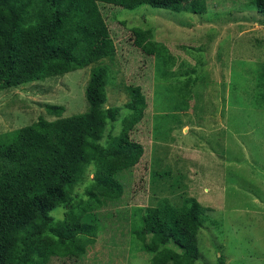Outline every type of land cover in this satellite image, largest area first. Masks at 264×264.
Instances as JSON below:
<instances>
[{"label":"rangeland","instance_id":"obj_1","mask_svg":"<svg viewBox=\"0 0 264 264\" xmlns=\"http://www.w3.org/2000/svg\"><path fill=\"white\" fill-rule=\"evenodd\" d=\"M206 1L203 15L143 6L120 9L111 24L118 53L103 61L111 71L106 107H120V116L107 134L119 135L126 118L135 116L126 86L137 78L147 107L134 136L145 155L121 206L95 212L101 231L88 254L50 264H152V255L136 248L128 216L133 203H150L151 170L160 187L174 192L175 204L194 197L206 209L196 264H264V15L254 0ZM133 28L153 30V40L175 59L173 73L186 66H197V73L178 75L179 81L162 77L156 59L146 62L133 45ZM90 68L0 92L1 133L42 116L59 118L48 105L64 106L65 118L86 113ZM85 189L76 193L84 197ZM64 212L52 214L65 219Z\"/></svg>","mask_w":264,"mask_h":264},{"label":"trees","instance_id":"obj_2","mask_svg":"<svg viewBox=\"0 0 264 264\" xmlns=\"http://www.w3.org/2000/svg\"><path fill=\"white\" fill-rule=\"evenodd\" d=\"M254 3L264 15V0ZM143 6L207 12L206 0H0V92L91 67L86 113L65 118L64 106L48 105L59 118L42 116L26 127L0 131V264H50L53 258L86 256L101 231L95 212L121 206L128 183L134 189L133 170L146 151L134 134L140 132L147 100L134 76L126 92L135 116L126 118L119 135L107 134L120 107H106L111 71L103 61L118 53L111 24L120 9ZM133 37L146 62L156 59L162 77L179 81L197 73V66L173 73L175 59L165 44L153 40L152 29L133 28ZM157 176L150 171L148 206L129 207L136 248L151 254L152 264H196L206 209L194 197L175 204L174 192L160 187ZM85 184L86 199L76 193ZM59 208L65 219L53 216Z\"/></svg>","mask_w":264,"mask_h":264}]
</instances>
